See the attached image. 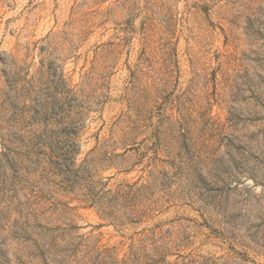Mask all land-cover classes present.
<instances>
[{
  "label": "rangeland",
  "instance_id": "374dc122",
  "mask_svg": "<svg viewBox=\"0 0 264 264\" xmlns=\"http://www.w3.org/2000/svg\"><path fill=\"white\" fill-rule=\"evenodd\" d=\"M262 78L264 0H0V264H264Z\"/></svg>",
  "mask_w": 264,
  "mask_h": 264
},
{
  "label": "trees",
  "instance_id": "16d2710c",
  "mask_svg": "<svg viewBox=\"0 0 264 264\" xmlns=\"http://www.w3.org/2000/svg\"><path fill=\"white\" fill-rule=\"evenodd\" d=\"M261 80H262L261 83L264 84V78H262ZM244 84H245L246 86H252V88H256V86H257V85H256L257 83H255V81H253L252 79H248V80H246V81L244 80ZM250 92L253 93V89H250ZM254 94H256V93H253V95H254ZM256 99L259 100L260 97H256Z\"/></svg>",
  "mask_w": 264,
  "mask_h": 264
}]
</instances>
